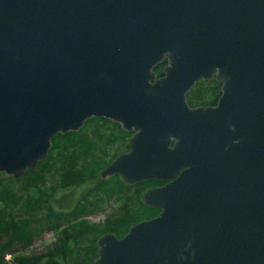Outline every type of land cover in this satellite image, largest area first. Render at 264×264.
Returning <instances> with one entry per match:
<instances>
[{
  "label": "water",
  "instance_id": "obj_1",
  "mask_svg": "<svg viewBox=\"0 0 264 264\" xmlns=\"http://www.w3.org/2000/svg\"><path fill=\"white\" fill-rule=\"evenodd\" d=\"M94 116L133 131L103 177L166 182L94 264H264V0H0V177Z\"/></svg>",
  "mask_w": 264,
  "mask_h": 264
},
{
  "label": "rangeland",
  "instance_id": "obj_2",
  "mask_svg": "<svg viewBox=\"0 0 264 264\" xmlns=\"http://www.w3.org/2000/svg\"><path fill=\"white\" fill-rule=\"evenodd\" d=\"M121 128L110 121L88 120L77 131L78 135L56 140L54 150L50 151L46 159L49 156L51 158L38 166L37 175L31 177L25 174L20 178L13 176L14 180L6 178L0 184V218L5 217L7 222H16L33 235L31 244H16L11 252L6 253L7 264H14V258L19 255L38 254L50 250L60 244L66 234L80 232L82 236L69 260V264H77L79 254L94 244V238L99 235L103 226L108 220L121 215L125 205L134 214L140 210L143 192L148 186L155 184L154 182L128 187L121 185L114 174L107 177L101 175V171L116 156L129 148L131 135H125ZM70 158L85 173L92 172V175L95 173V180L103 179L100 182L102 183L100 189L89 193L84 201L86 207L75 215L58 209L59 206L50 198L54 191L56 195L58 194L63 166L65 160ZM5 175L7 174L2 173L1 177ZM89 184L74 186V194L62 197L60 193L57 198L62 197L65 204H69L70 199L80 197L84 190L85 192L91 190L93 184ZM34 194L37 197L30 200V196Z\"/></svg>",
  "mask_w": 264,
  "mask_h": 264
},
{
  "label": "trees",
  "instance_id": "obj_3",
  "mask_svg": "<svg viewBox=\"0 0 264 264\" xmlns=\"http://www.w3.org/2000/svg\"><path fill=\"white\" fill-rule=\"evenodd\" d=\"M168 64V59L163 60L155 67V71L159 76L164 75V68ZM222 82L218 80L217 77H214L210 80L200 79L196 83V85L191 89V91L187 95L188 103L191 106H199V105H211L216 104L219 98L222 95ZM103 120L104 122H112L118 125L121 128V124L114 122L108 118L104 117H92L88 120ZM87 120V121H88ZM125 135H131L132 132H129L123 128H121ZM77 131H69L67 133H58L52 139V148L50 151H53L56 146V140L58 138H66L68 136L78 135ZM128 145V144H127ZM51 158L49 156L48 159H45L39 163V165H43L46 161ZM65 164L62 170V179L59 185L58 194L68 195L74 194V186L88 185L89 183L93 184L91 190L85 192L83 191L82 195L76 199H70L69 204H65L64 200L61 198H57V195L54 193L51 195V199L56 202V206H59L58 209L61 211L69 212V215H75L76 213L82 211L86 204L84 201L88 198L89 193L95 192L100 189V186L103 179L99 181L95 180V173L92 175V172L85 173L82 169L78 168L77 165L73 162L72 158L66 159ZM38 165V166H39ZM39 172L38 167L36 170H28L26 176H35ZM115 177L118 178L119 182L123 186L132 187L124 183L118 175ZM14 180V177L11 175H5L0 177V184L4 182L5 179ZM97 179V178H96ZM149 182L157 183L155 180L145 181L138 184H147ZM136 184V185H138ZM90 185V184H89ZM88 185V186H89ZM144 189V188H143ZM57 191V190H56ZM35 192V191H34ZM37 196L34 194L30 196V200L36 198ZM55 209L53 206H51ZM69 209V210H67ZM123 213L116 218L108 220L107 224L103 226V229L99 232V235L94 238V244L85 250L83 253L79 254L77 264H93L95 259L98 257V240L100 236L106 232H115L118 236H124L130 229V227L139 221L152 218L156 216L160 209L152 208L146 206L142 203L140 210L134 214L127 205L123 208ZM58 212V211H55ZM82 236V233H68L65 238L62 239L60 244L56 245V247L51 248L45 252H41L38 254H30V255H19L14 258V264H69V260L72 257V254L75 252L77 243L79 242V238ZM33 235L27 231L25 228L19 226L16 222H7L5 217L0 218V264H7L5 262V255L7 252H11L16 244L28 245L32 242Z\"/></svg>",
  "mask_w": 264,
  "mask_h": 264
},
{
  "label": "flooded vegetation",
  "instance_id": "obj_4",
  "mask_svg": "<svg viewBox=\"0 0 264 264\" xmlns=\"http://www.w3.org/2000/svg\"><path fill=\"white\" fill-rule=\"evenodd\" d=\"M211 105H215V104H211ZM205 106H208V105H205ZM128 150H129V148H128ZM128 150H126V151H128ZM155 181H157V180H155ZM165 183H166L165 181H157V183L151 184V186H161V185H163ZM151 186H148V187H151Z\"/></svg>",
  "mask_w": 264,
  "mask_h": 264
},
{
  "label": "bare ground",
  "instance_id": "obj_5",
  "mask_svg": "<svg viewBox=\"0 0 264 264\" xmlns=\"http://www.w3.org/2000/svg\"><path fill=\"white\" fill-rule=\"evenodd\" d=\"M102 134L100 133V135L99 136H101ZM13 200V199H12ZM12 203H14L13 201H12Z\"/></svg>",
  "mask_w": 264,
  "mask_h": 264
}]
</instances>
